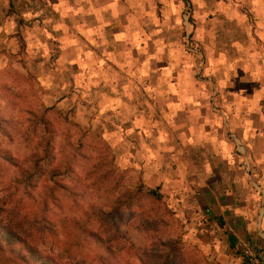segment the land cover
Wrapping results in <instances>:
<instances>
[{
  "label": "rangeland",
  "instance_id": "374dc122",
  "mask_svg": "<svg viewBox=\"0 0 264 264\" xmlns=\"http://www.w3.org/2000/svg\"><path fill=\"white\" fill-rule=\"evenodd\" d=\"M257 4L0 0V264H242L195 192L243 154L214 108L258 110Z\"/></svg>",
  "mask_w": 264,
  "mask_h": 264
},
{
  "label": "crops",
  "instance_id": "0c3cea01",
  "mask_svg": "<svg viewBox=\"0 0 264 264\" xmlns=\"http://www.w3.org/2000/svg\"><path fill=\"white\" fill-rule=\"evenodd\" d=\"M256 2L258 7L252 6L253 9L258 8L259 11L260 44L264 52V0H256ZM262 57L260 63L263 64L260 67L263 71L260 75H264V53ZM260 86L263 88L264 80L258 86L259 89L255 91L260 95L259 101L254 95L250 99L251 103L248 104L253 108L258 107V110H250L245 114L241 135L229 129L230 120H232L231 113L229 116L226 115L220 104L217 105L220 107H213L216 110L215 114L221 118L223 129L227 130L226 136L229 137L227 141L232 145L241 143L243 146L241 148L243 154L238 153V156H235L239 161L225 166L226 172L232 175L230 179L221 181L217 185L213 183L210 185V182L203 181L202 186L195 192L197 205L200 204L201 207V231L204 232L205 229L212 235L218 234L219 238L222 235L220 241L215 240L212 244V250L223 258L227 255L224 254L225 252L222 253L220 248L224 247L226 240L229 244L230 240L254 243L257 241V236H261L264 240V96L260 91ZM200 89L201 87H198V90ZM198 97L193 99H198ZM214 103L212 106H216ZM193 111H190L192 115L190 117L194 119ZM229 160H234V157ZM260 212L261 215L258 218L257 215ZM260 218H263L262 222ZM249 239L254 240L250 242Z\"/></svg>",
  "mask_w": 264,
  "mask_h": 264
},
{
  "label": "built area",
  "instance_id": "2783aa9c",
  "mask_svg": "<svg viewBox=\"0 0 264 264\" xmlns=\"http://www.w3.org/2000/svg\"><path fill=\"white\" fill-rule=\"evenodd\" d=\"M238 249L240 250V260L242 264H264L258 245L238 241L233 245V250L237 251Z\"/></svg>",
  "mask_w": 264,
  "mask_h": 264
},
{
  "label": "trees",
  "instance_id": "16d2710c",
  "mask_svg": "<svg viewBox=\"0 0 264 264\" xmlns=\"http://www.w3.org/2000/svg\"><path fill=\"white\" fill-rule=\"evenodd\" d=\"M18 21H19V24H22L21 19H19ZM24 24L25 23L23 21V25ZM148 195L156 201H159L161 199V194H158L156 191H150ZM0 237L1 238L6 237V238H11V239L17 238L16 235L13 234L12 231L8 227L2 225V223H0ZM30 253L39 262V264H60V263H57L53 258L41 256L40 254L37 253L35 249H31Z\"/></svg>",
  "mask_w": 264,
  "mask_h": 264
}]
</instances>
